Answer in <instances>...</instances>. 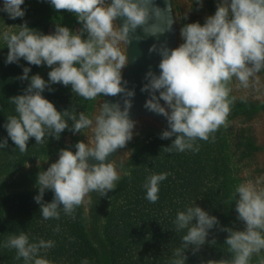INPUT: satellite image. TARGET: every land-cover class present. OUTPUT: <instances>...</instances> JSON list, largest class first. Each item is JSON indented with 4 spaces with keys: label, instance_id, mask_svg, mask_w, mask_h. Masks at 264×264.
I'll return each instance as SVG.
<instances>
[{
    "label": "clouds",
    "instance_id": "1",
    "mask_svg": "<svg viewBox=\"0 0 264 264\" xmlns=\"http://www.w3.org/2000/svg\"><path fill=\"white\" fill-rule=\"evenodd\" d=\"M47 2L57 12L65 10L74 14L82 27L74 32L56 24L54 33L45 35L29 28L25 22L16 32L5 29L0 34L8 49L6 64H19L23 59L29 65L51 69L46 81L39 74L29 77L31 68L23 67V75L18 79L29 83L22 95L9 99L16 115L7 116L4 127L15 145L13 150L18 149L22 154L27 152L30 138L42 145L46 137L59 140L66 129L73 134L91 131L87 143L78 141L75 152L61 149L58 160L40 171L36 178L39 192L34 200L40 205L42 218L59 220L62 211L75 219L76 209L91 202L86 199L90 193L107 197L117 188L121 176L113 160H106L125 148L134 136L136 122L129 113L130 98L135 93L125 87L127 81L122 76L128 64L127 45L133 39H141L134 36L138 28L146 35L157 36L172 31L174 21L153 0ZM24 3L25 0H3L0 11L9 19H23ZM195 3L203 6V0ZM153 15L161 23L150 24ZM118 18L123 21L122 26L117 24ZM180 38L182 43L176 48L170 49L165 42L159 48L154 44L149 49L162 57L160 71L157 75L149 70L145 76L148 82L141 88L150 94L145 109L162 115L167 121L159 138L174 137L164 147L170 154L199 152L198 141L215 142V133L229 126L228 117L237 99L232 95L234 81L238 89L256 88L259 84L258 74L264 72V0H218L215 13L207 16L203 24H185L180 29ZM53 84L70 86L72 93L87 101L120 94L126 98L123 109L119 102L100 103L99 114L94 119L83 111L77 116L74 111H58L42 95L46 89L54 91ZM7 146L8 139L0 142V149ZM89 158L99 163L89 164ZM125 175L131 180L130 173ZM168 175L162 172L146 177L142 187L147 201L154 204L159 200V185ZM258 184L259 181L254 184L248 180L235 187V211L244 229H218L228 233L224 243L232 254L231 260H210L207 264H250L253 255L264 250V189ZM46 191L53 193L51 202H44ZM173 223L177 233L186 230V234L182 236V245L172 253L170 264H185L186 250L191 246L193 255L199 252L207 242L209 230L217 227L219 220L194 203L178 211ZM55 231H60L59 226ZM54 246L51 240L30 242L24 232L9 235L3 244L4 248L14 249L15 258H23L25 264H49L40 253ZM81 264H88L87 259ZM260 264H264V259Z\"/></svg>",
    "mask_w": 264,
    "mask_h": 264
},
{
    "label": "rangeland",
    "instance_id": "2",
    "mask_svg": "<svg viewBox=\"0 0 264 264\" xmlns=\"http://www.w3.org/2000/svg\"><path fill=\"white\" fill-rule=\"evenodd\" d=\"M21 7L25 10L23 19H9L5 12L0 11V34L5 29L16 32L19 30V25L25 22H27L29 28L35 29L45 35L54 33L56 24L66 26L74 32L79 31L82 27L77 22L74 14L65 10L57 12L47 0H25V3ZM84 38H86V34ZM7 52L6 44L0 39V142L8 139L7 148L0 149V200L11 195H29L25 201L26 203L22 205L23 208H19L17 216L4 226L6 229L4 231L7 235L12 234V232L16 235L24 232L29 235L30 242H38L39 239L54 241L55 246L53 248L48 249L46 252L42 250L40 253L42 258L49 261V264H81L85 259H87L88 264H98V262L99 264L104 262L108 264L111 260L109 258L110 248H107L105 242L102 241V229L108 217L115 215H120L121 217L123 215L121 213H124L122 217L125 223L131 222L133 226L130 228L129 224H126L128 228L126 229L127 240L124 244L123 255L111 261L110 264H163L165 261L161 253L162 245L158 239H155L157 236L155 238L150 236L156 228L151 224L152 217H148L147 215L151 214L153 216L156 212L161 213L166 220H170L167 225L169 223L171 225L172 223L171 226L173 228L171 231L174 232L173 221L178 211H183L188 206H194V203L195 206L202 208L201 204L205 200V196L206 202L208 201L210 205L211 199L214 200L213 185L216 183L217 185H225L228 181L232 186V189L228 190L230 193H227V197L230 198L229 209L222 212L224 214L229 212L228 218L230 220L233 219L232 228L234 230L242 231L244 229V224L237 220L235 201L233 200L235 187L240 183L246 182L238 161L239 154L235 149L233 107L228 117L229 126L227 128L221 127L215 133V142H197L200 145V150L196 152L198 157L193 159L194 162L189 157H185L189 151L183 153L172 152V154H180L179 163L183 173L187 171H190L189 173L196 172L192 179L193 185L189 184L187 187L180 186V196L173 197L179 198V203L175 207L174 201L176 200L167 203V200L172 196L171 192L166 193L165 196L153 204L145 199L146 192L144 198L141 197L142 194L138 195L134 184L132 186L123 185L124 179L128 178L125 173H130L132 180L137 178V175H133V169L130 166H132L134 153L141 146H147L146 150L149 151L156 149L160 153V158H164L166 157L165 155L169 154L164 150V147L169 146L174 137L162 140L159 138L162 131L153 127H144L133 138L132 149L124 162V170L119 172L121 179L117 182V188L114 191L109 192L107 197H100L96 203L89 197H86L91 202L83 204L76 209V211L80 210L82 212L80 219L76 211L74 213L75 219H72L71 216H67L61 211L59 220H44L39 212L40 205L34 200V197L39 192L36 186L37 174L40 171L46 170L51 163L58 160L61 149H69L75 152V144L78 141L87 143V137L90 138L91 133L90 130H85L83 134H73L66 129L61 134L59 140H56L54 137H46L44 144L37 145L35 144V138H30L26 153L22 154L18 149L13 150L15 145L8 138L4 127L7 116L16 115L15 106L10 103L9 99L16 95H22L29 83L28 80L21 81L18 77L23 75V67H30L29 77L39 74L47 81L48 72L51 69L44 65H29L23 59L20 60L19 64H6ZM51 88L54 91L50 92L46 89L42 95L52 102L58 111H74L77 116L83 111L90 118H94L96 104L100 96L95 101H87L72 93L70 86L65 87L62 84H53ZM232 95L236 96L235 81L233 83ZM69 124L71 125V121H69ZM147 156H150V153ZM216 164L218 165L219 172L227 169L226 167L229 168L230 172L222 173L219 177L212 179L213 166ZM229 179H233V182L231 183ZM52 199L53 193L46 191L44 202H51ZM7 209L8 204H2L0 206V213H5ZM211 213L213 216L215 215L212 211ZM144 219L145 221L148 220L149 223L147 224L146 221L142 224ZM14 221L15 224L13 226ZM19 222L23 223H20L18 227ZM193 223H195V220ZM78 224L82 225L81 230L89 240L87 243L89 246H92L89 252L85 249L86 243H83L82 238L72 229ZM57 226H59V232L55 231ZM162 229L166 231L167 227L163 226ZM211 232L214 233V229L209 230V233ZM181 233L175 235L176 244L172 245V248L175 247L174 249H176L182 245V236L186 234V230H182ZM213 233H211L212 236L210 238L209 236L207 237L208 243L214 244L218 242V237L214 236ZM78 234H80L79 231ZM141 236L143 239H141ZM213 240H215L214 243L211 242ZM3 253L4 255L2 254V257H0V264H25L23 258L19 260L15 258L16 253L14 249L4 248ZM230 255L232 256V254ZM262 259H264V250L259 255L254 254L250 264H260Z\"/></svg>",
    "mask_w": 264,
    "mask_h": 264
},
{
    "label": "water",
    "instance_id": "3",
    "mask_svg": "<svg viewBox=\"0 0 264 264\" xmlns=\"http://www.w3.org/2000/svg\"><path fill=\"white\" fill-rule=\"evenodd\" d=\"M106 2L111 3V0H106ZM217 3L218 0H203L201 7L195 3V0H153V4L164 11L165 15H170L174 23L172 31H166L157 36L146 35L143 29L138 28L134 36H139L141 39H133L127 45L128 64L123 69L122 76L123 80L127 81L125 87L135 93L130 98L132 107L129 113L130 118L136 122L134 136L144 127H153L160 131L167 127L165 117L150 112L144 107L146 100L150 98L148 92L141 91L143 85L148 82L145 79L146 73L151 70L159 75L158 65L162 59L158 52H150L149 49L154 44L159 48L165 42L170 49L178 47L182 43L180 29L188 23L203 24L207 16L215 13ZM2 7L3 0H0V8ZM149 23L161 22L157 21L153 15ZM117 24L122 26L123 21L118 18ZM122 47L124 46L122 45ZM258 76L259 84L256 88H236L237 99L232 114L235 121V149L239 154L238 161L243 170L245 181L251 180L254 184L259 181L258 187L264 189V72L259 73ZM156 95L159 96V92ZM241 97L244 99L242 100ZM125 98L124 94L116 97L103 98L100 96L93 117L99 114L100 103L119 102L123 109ZM160 103L164 105L163 100ZM132 142L133 139L125 148L114 152L106 160V162L113 160L118 173L125 168L124 162L132 149ZM88 163L99 162L89 158ZM89 198L96 203L100 197L99 194L93 192L89 194Z\"/></svg>",
    "mask_w": 264,
    "mask_h": 264
},
{
    "label": "trees",
    "instance_id": "4",
    "mask_svg": "<svg viewBox=\"0 0 264 264\" xmlns=\"http://www.w3.org/2000/svg\"><path fill=\"white\" fill-rule=\"evenodd\" d=\"M146 147L147 146H141L138 149V151L134 153L132 157V166L130 167L131 169H133V175H137V178H135L134 180H132L131 178L130 180L129 177L128 178L126 177L123 181V185L132 186L134 184V186H136L135 188L136 191H138V195L142 194L141 197L144 198L146 191L142 187V185L145 182L146 177L154 173L159 174L162 172H167L169 173L167 179L162 181L159 185L160 187L159 199L165 196L166 193L171 192L172 196L169 198V200H167V203H170V201L176 200L174 201V207H175L179 203V198H173V197L180 196V191H181L180 186L187 187L189 184L193 185L192 179L196 172H192V173H189L190 171H187L185 173L182 172L181 167H180L181 165L179 163V158L181 157L180 154H172V153L170 154L169 153L168 155H165L166 157L160 158V153L156 149L149 151V150H146ZM149 153H150V156H147ZM185 157H189L192 160V162H194L193 159H196L195 157H198V155L196 152L194 154V152L189 151L187 152ZM214 166H213L214 171L212 174L213 175L212 179L215 177H219L222 173L230 172L228 167H226L227 169H224L225 172H223L224 170L219 172L217 168L218 165L216 164ZM229 180L231 183L233 182L232 181L233 179L232 180L229 179ZM213 187L214 188L212 192L214 193V197H213L214 200L211 199V203L209 205V202L208 201L206 202V196H205V200L202 202V204L201 203L200 204L202 205V209L208 212L209 215L213 216L211 211L215 213L214 216H216L219 220V225L213 228L214 233L211 232L214 234V236L218 237V242L214 244L206 242L203 248L199 252H197L195 255L192 254L191 246H190L189 249L186 250L185 252V255L187 256V260L185 264H194V263L195 264L196 263L207 264V262L210 260H213V261H219L221 259L231 260L232 258V256L230 255L231 253L228 251V246L224 243L228 234L226 235L227 232L218 230L220 227L232 228L233 226V223H232L233 219L230 220V218H228L229 212L227 214L225 213L226 215L222 212L223 210L225 211L226 209H229L230 198L227 197V193H230L228 190L232 189V186L228 181V183L225 185L224 184L217 185L216 183L215 185H213ZM28 196L29 195L27 194L11 195V196L6 197L3 200H0V206L2 204H8V209L6 210V212L0 213V257H2V254L4 255L3 244L5 240L7 239L9 235L13 234L12 232V234L7 235V233H5L6 229L4 226L7 223L9 224V222L17 216V214L19 213V208H23L22 205L26 203L25 201L27 200ZM76 214L80 219L82 212L80 210H77ZM121 214H123L122 216H124V213H121ZM122 216L120 217V215L119 216L115 215V216L108 217L102 229V233H101L102 241L105 242V244L107 245V248L108 247L110 248V251H109L110 253L109 258L111 259L110 262L116 259L117 257H120L123 255V250L125 248L124 244L127 240L126 229L128 228L126 227V224H129L130 228H132L133 226L131 222L125 223V220ZM147 216L152 217L151 224L153 227L156 228V230H154L150 236L154 238L157 236V238L155 239L156 240L158 239V241L162 245L161 253L165 261L163 262V264H170V260L172 259V253L175 250L174 249L175 247L172 248L171 246L176 244L175 235L178 233L176 231L174 232L171 231V229L173 228L171 226L172 223L171 225L170 223L167 225V223L170 220L168 219L166 220L165 217L161 215V213L159 214V212H156L155 214H153V216L151 214H148ZM144 217L147 219L146 216ZM146 221L144 219L142 221V224L145 222L147 224L149 223L148 220ZM20 223H23V222H19L18 227ZM14 224H15V221L13 222V226ZM163 226L167 227L166 231H163L162 229ZM81 227L82 225L78 224L74 226L72 229L77 233V235H79L80 238H82L83 243L84 242L86 243L87 246H85V249H87L86 251L89 252L92 249V246H89V244L87 243L89 240L87 239V236L83 234ZM78 231L80 232V234H78ZM211 233H209V238L212 236ZM141 239H143L142 236H141ZM110 262L108 264H110ZM101 264H107V262H104Z\"/></svg>",
    "mask_w": 264,
    "mask_h": 264
}]
</instances>
